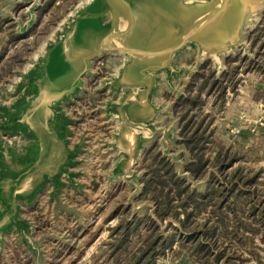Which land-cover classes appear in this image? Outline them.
Segmentation results:
<instances>
[{
	"label": "water",
	"instance_id": "water-1",
	"mask_svg": "<svg viewBox=\"0 0 264 264\" xmlns=\"http://www.w3.org/2000/svg\"><path fill=\"white\" fill-rule=\"evenodd\" d=\"M94 1L85 0L70 12L59 32L19 77L9 102L0 103V151L20 154L29 140H33L37 149L34 157L25 162L10 156V162L6 161L3 172L0 171V188L7 183L20 185L27 175L22 173L24 170L39 173L38 183L29 192L15 193L19 199L30 200L56 177L70 180L83 176L81 171L71 174L66 170L67 166L82 165L83 160L78 156L84 153L87 156L90 152L82 136L68 146L73 118L66 114L65 106L85 93L95 60L109 54L124 58L98 88L111 95L99 109L103 119L116 126L111 132L112 140L103 144L116 158L111 175L123 179L124 172L141 158L145 142L160 138L162 156L169 159L168 129L158 124L159 117L168 110L156 102V97L163 84L173 88L174 81L183 79L189 72L182 59L195 57L201 65L212 62L218 77L221 74L217 73L225 72L226 59L239 48H245V36L264 10V0H139L143 6L127 8L128 18L122 19L121 30L110 28L105 21L97 28L99 32L92 43L94 53L88 59L74 63L66 56H59L53 50L74 36L79 21ZM175 132L178 142L179 129ZM48 147L60 153L57 159L51 156ZM48 166L56 170L46 171ZM136 182L130 183L136 185ZM139 184L140 194L142 185ZM72 187H80V183L76 181ZM57 197L59 193L51 199ZM0 200L5 198L0 196ZM29 225L33 227L32 223ZM19 240L35 252L31 253L33 256L43 257L41 246L30 236L24 237L22 233ZM2 244L0 238V251Z\"/></svg>",
	"mask_w": 264,
	"mask_h": 264
},
{
	"label": "rangeland",
	"instance_id": "rangeland-1",
	"mask_svg": "<svg viewBox=\"0 0 264 264\" xmlns=\"http://www.w3.org/2000/svg\"><path fill=\"white\" fill-rule=\"evenodd\" d=\"M84 1L0 0V103L9 102L19 77L28 70L45 45L59 32L69 19L70 12ZM253 23V29L245 36V48H239L236 54L230 55L224 62V71H227V60L237 58L231 63L233 66L238 65L235 91L228 89L223 103L217 99L216 91L210 94L203 91L205 103L198 115L209 114V117H212L214 141L208 151L211 157L217 149L229 147L231 153L234 152L241 157L229 171L237 166L252 173L261 170L257 187L264 193V130L254 125L258 117H264V111L259 106L261 103L264 107V72L262 69L244 71L243 61L257 57L264 70V10L257 15ZM257 29L259 41L253 44V34ZM182 63L188 67L189 72L186 76L175 80L173 88L163 84L157 94L156 102L163 104L168 110L166 115L159 117L158 124L168 129L166 139L169 159L166 156L164 158L169 160L176 172L187 178L192 186L201 188L206 178L196 181L187 177V173L183 171L189 154L175 141L178 137L175 130H178L180 112L173 111L177 97L184 94L185 88L199 70L201 63L190 56L184 57ZM208 65L215 73L213 63L209 62ZM110 72L105 65H99L96 73L87 79L86 91L82 97L66 106L76 115H72L73 123L70 125L74 135L76 134L75 138L85 137L86 147L89 146L91 156L78 157L83 160L81 166L89 161L83 179L85 182L82 181L84 185L62 194L63 199H60L59 204L38 207L33 215L38 230L36 234L38 236L40 234L39 241L43 240L45 244L43 257L35 259L33 255L24 251L20 253V249L18 254L15 253L14 250L19 247V243L9 238L5 249L0 251V264H33L32 260H36L37 264H116L113 259H107L109 243L114 238L110 237L112 230L134 215L148 214L154 217L152 201L139 198V182L144 176V168L153 160L154 155L157 153L162 155V141L156 138L155 142H145L141 158L135 160L133 166L124 172L123 179L111 175L116 158L110 148L103 143L112 140L111 132L116 125L107 123L100 112L101 105L106 99L109 100L111 95L107 91L100 92L96 89ZM205 72H208L207 69ZM217 74H222V71ZM233 127L240 128V133L236 136L230 133ZM132 180L138 183L133 185L130 183ZM155 221L159 225L158 232L161 235H166L170 231L169 219L159 221L155 218ZM173 224L175 225L174 222ZM145 233L142 230V236ZM139 242L141 243L139 237L132 236L131 250ZM256 244L255 250L259 254V260L264 264V244L258 239ZM173 248L178 247L174 245ZM187 254L181 249L180 254L166 249L163 256L156 258L155 264H199L192 262ZM128 256L130 254L125 256L126 258L122 256L120 264H125ZM243 257L248 259L242 263L233 261L231 264H260L246 252L243 253Z\"/></svg>",
	"mask_w": 264,
	"mask_h": 264
},
{
	"label": "trees",
	"instance_id": "trees-1",
	"mask_svg": "<svg viewBox=\"0 0 264 264\" xmlns=\"http://www.w3.org/2000/svg\"><path fill=\"white\" fill-rule=\"evenodd\" d=\"M257 33L258 29L253 34V44L259 41ZM236 60H227V71L218 77L210 70L209 62L200 65L184 94L174 103L173 111L180 112L177 144L189 154L183 171L196 181L206 178L205 183L201 188L192 186L169 160L155 154L144 168L139 198L152 201L156 219L170 220V231L161 235L154 217L133 214L112 230L110 237L114 238L109 243L107 259L120 264L121 257L130 254L125 264H155L166 249L176 254L181 249L192 262L199 264L242 263L248 259L243 257L244 252L262 264L255 250L256 239L264 244V193L257 187L261 170L252 173L237 166L229 171L241 158L231 153L229 147L217 149L211 157L208 151L214 141L212 117L198 115L205 103L203 91L205 94L216 91L222 103L228 89L235 91L238 65L231 63ZM243 61L244 71L262 69L264 72L257 57ZM142 230L146 232L143 236ZM132 236L141 239L133 250ZM174 245L178 248H173Z\"/></svg>",
	"mask_w": 264,
	"mask_h": 264
},
{
	"label": "crops",
	"instance_id": "crops-1",
	"mask_svg": "<svg viewBox=\"0 0 264 264\" xmlns=\"http://www.w3.org/2000/svg\"><path fill=\"white\" fill-rule=\"evenodd\" d=\"M141 6H143L142 1L139 0H95L86 12L85 16L79 21L74 36L68 39L63 46H57L53 51H56L59 56H66L74 63H76V61L77 63H80L88 59L94 53L92 49V43L94 40V36H96L98 34L97 32H99L97 28L101 27L105 21V23L109 24L110 28L121 30L123 20L128 18L127 8H137ZM123 60L124 58L122 56L111 54L104 55L102 58L94 61L92 66L93 75L99 69V65L103 64L110 70H114L116 67L122 64ZM98 88H96L97 91ZM66 106V114L70 115L73 118L75 114L72 110H69V107L66 108ZM259 106L261 107V110L264 111V107L261 103H259ZM75 136L76 134L74 135L73 133L70 137V143H68V146H71L75 142V139H77V141L79 140V138H75ZM49 150L51 151V156H53L54 159H57L59 157L60 153L58 154L54 147H50L48 151ZM36 151L37 149L34 145L33 140H29V142L24 143V148L22 150V153L20 154L11 151L8 153H3L0 151V171L3 172L6 161L10 162V156H14L18 160H20V162H25L28 161L31 157H34ZM81 156L85 157L86 155L84 153L82 155H79L78 157ZM89 156L91 155L87 154L86 157ZM87 162V164L84 163V166L79 165L66 167L68 173L72 174L81 171L83 173V176L78 179L73 178L70 180L64 179L63 177H56L54 179H51L44 186H42V191L30 200L19 199V197H17L15 193L17 191L29 192L32 187L36 183H38L37 176L39 173L37 171L24 170L22 171V173L27 175L23 178L20 185L16 186L11 184L10 186V184L7 183L4 187L0 188V196L5 198L6 200H0L2 202V205L0 204V238H2L3 240L2 249H5V245L9 242L8 239L11 238L14 242L19 243V247L14 250L15 253L18 254L19 249L20 253H22L23 251L26 252V254L35 253L31 249H28L25 245H23V243L19 242V238H21L23 233L24 237L30 236L38 247L41 246V249L44 252L43 249L45 247V244L43 243V240L42 242L39 241L40 234L39 236L36 234L38 230L36 229L33 215L38 210V207L44 205H51L52 207L53 204H59V202L63 199L62 194L64 195L66 191L74 190L72 186L75 185L76 181H78L80 183V187H82L84 185L83 182H85L83 180L86 176L85 171L87 170V166L89 165V161ZM54 169L56 170V167L48 166L46 168V171H53ZM57 193H59V197H57L56 199H51V196ZM48 199H51V201L48 202ZM30 223H32L34 228L29 225ZM56 238H58V236ZM37 252L39 253V250ZM33 257L35 259L37 258L36 255ZM32 261H34V263L32 262L33 264H37L36 260Z\"/></svg>",
	"mask_w": 264,
	"mask_h": 264
},
{
	"label": "built area",
	"instance_id": "built-area-1",
	"mask_svg": "<svg viewBox=\"0 0 264 264\" xmlns=\"http://www.w3.org/2000/svg\"><path fill=\"white\" fill-rule=\"evenodd\" d=\"M254 123H255L254 125L256 128L264 130V117L263 116L258 117ZM251 130H254V129L251 128ZM230 133L236 136L240 133V128L233 127L230 129Z\"/></svg>",
	"mask_w": 264,
	"mask_h": 264
}]
</instances>
